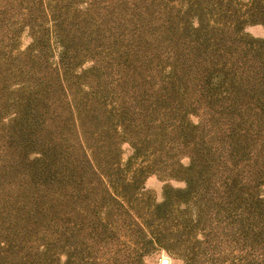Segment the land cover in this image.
<instances>
[{
    "label": "trees",
    "instance_id": "16d2710c",
    "mask_svg": "<svg viewBox=\"0 0 264 264\" xmlns=\"http://www.w3.org/2000/svg\"><path fill=\"white\" fill-rule=\"evenodd\" d=\"M256 24L264 0H0V264H264ZM150 174L184 186L147 201Z\"/></svg>",
    "mask_w": 264,
    "mask_h": 264
},
{
    "label": "rangeland",
    "instance_id": "374dc122",
    "mask_svg": "<svg viewBox=\"0 0 264 264\" xmlns=\"http://www.w3.org/2000/svg\"><path fill=\"white\" fill-rule=\"evenodd\" d=\"M244 32L253 36V37H264V27L260 24L248 25L244 28ZM30 42V38L27 35V32L24 31L21 34L19 45L23 49ZM56 54V51L54 52ZM55 57V56H54ZM53 60V59H52ZM90 66L89 62L83 64L82 68L87 69ZM192 120H195L194 117H191ZM121 152V162L124 163L131 153L129 145L125 142L120 144ZM183 163H186V160H183ZM165 184H168L171 187L181 188L184 186L183 181L175 178H163L155 174H150L143 179L141 184L142 193H144V199L147 201L159 202L162 200L163 196V187ZM149 196V199H148ZM128 233V231H127ZM132 234V233H131ZM131 234L130 237L131 238ZM107 240L109 242H118V241H144L146 240ZM147 252L143 255L140 264H161L162 259L167 260V264H182L181 256L177 253V244L176 240H151L147 242Z\"/></svg>",
    "mask_w": 264,
    "mask_h": 264
},
{
    "label": "water",
    "instance_id": "95a60500",
    "mask_svg": "<svg viewBox=\"0 0 264 264\" xmlns=\"http://www.w3.org/2000/svg\"><path fill=\"white\" fill-rule=\"evenodd\" d=\"M160 263H161V264H167V260H166V259H162V260L160 261Z\"/></svg>",
    "mask_w": 264,
    "mask_h": 264
},
{
    "label": "bare ground",
    "instance_id": "6f19581e",
    "mask_svg": "<svg viewBox=\"0 0 264 264\" xmlns=\"http://www.w3.org/2000/svg\"><path fill=\"white\" fill-rule=\"evenodd\" d=\"M168 263V262H167Z\"/></svg>",
    "mask_w": 264,
    "mask_h": 264
}]
</instances>
